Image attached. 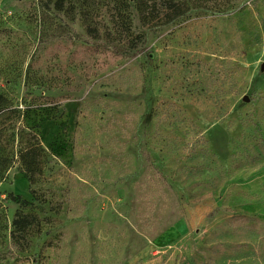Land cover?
<instances>
[{"label": "rangeland", "instance_id": "1", "mask_svg": "<svg viewBox=\"0 0 264 264\" xmlns=\"http://www.w3.org/2000/svg\"><path fill=\"white\" fill-rule=\"evenodd\" d=\"M183 1L150 28L131 2L117 51L77 11L0 0V96L45 161L30 187L3 131L0 264H264V0ZM17 211L41 219L24 251Z\"/></svg>", "mask_w": 264, "mask_h": 264}, {"label": "trees", "instance_id": "2", "mask_svg": "<svg viewBox=\"0 0 264 264\" xmlns=\"http://www.w3.org/2000/svg\"><path fill=\"white\" fill-rule=\"evenodd\" d=\"M105 8L103 16L104 23H96L99 15L89 12L90 4L82 0L80 8L78 0H45V7L54 11L63 12L70 20L74 19L72 14H77L84 22L86 33L90 36L98 34L99 28L103 31L108 43L114 46L117 51L121 49L130 51L136 49L137 43L141 41V35L135 37L131 34L132 21L129 7L132 5L137 13L139 24L143 28L152 26H167L183 17L188 7L183 0H103ZM103 8V9H104ZM77 11V13H76ZM95 33V34H94ZM93 38H98L93 37ZM124 43V44H123ZM130 49V50H129ZM29 75L26 76V83L29 82ZM0 138L3 131L17 132V156L21 171L30 187L34 186L43 174L44 149L40 139L32 130L24 129L18 125L21 111L8 106L0 96ZM13 133V136L16 134ZM7 145V143H3ZM0 171L8 169L10 161L8 157L0 156ZM32 195L35 194L31 189ZM21 207L26 206L25 201L18 202ZM235 220V219H234ZM234 220H229L230 222ZM41 219L32 214L17 211L12 219V230L10 232L11 247L16 251H24L29 247V237L38 233Z\"/></svg>", "mask_w": 264, "mask_h": 264}, {"label": "water", "instance_id": "3", "mask_svg": "<svg viewBox=\"0 0 264 264\" xmlns=\"http://www.w3.org/2000/svg\"><path fill=\"white\" fill-rule=\"evenodd\" d=\"M260 70H261V71H264V63L261 64V66H260ZM244 100L247 101V98H245Z\"/></svg>", "mask_w": 264, "mask_h": 264}]
</instances>
